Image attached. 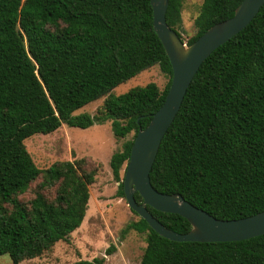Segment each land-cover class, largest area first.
Listing matches in <instances>:
<instances>
[{
  "label": "trees",
  "instance_id": "16d2710c",
  "mask_svg": "<svg viewBox=\"0 0 264 264\" xmlns=\"http://www.w3.org/2000/svg\"><path fill=\"white\" fill-rule=\"evenodd\" d=\"M183 1L169 0L167 11L168 25L182 41ZM243 1L204 0L188 45L232 18ZM156 66L169 77L164 90L150 83L114 95ZM172 79L151 0H0V256L22 264L69 243L86 219L90 187L100 171L84 158L41 169L26 141L63 125L88 129L108 122L116 139L134 134L110 163L125 197L121 172L140 129L164 105ZM103 98L96 115H75ZM151 182L220 220L264 212V6L201 66L161 144ZM136 200L143 202L139 193ZM148 209L174 232L192 229L184 217ZM139 218L122 238L133 230L146 234L141 264H264V235L179 243ZM116 250L113 245L108 252Z\"/></svg>",
  "mask_w": 264,
  "mask_h": 264
},
{
  "label": "water",
  "instance_id": "95a60500",
  "mask_svg": "<svg viewBox=\"0 0 264 264\" xmlns=\"http://www.w3.org/2000/svg\"><path fill=\"white\" fill-rule=\"evenodd\" d=\"M154 29L173 68V79L164 105L154 114L146 129H140L123 180L129 207L160 236L174 242L228 243L264 235V212L237 220H220L187 201L180 194H164L154 188L151 172L161 144L174 124L187 92L203 63L221 46L245 30L257 17L264 0H244L232 18L211 27L191 45L182 41L167 22L169 0H151ZM143 202L139 204L136 194ZM148 207L184 217L192 229L180 234L165 227Z\"/></svg>",
  "mask_w": 264,
  "mask_h": 264
},
{
  "label": "rangeland",
  "instance_id": "374dc122",
  "mask_svg": "<svg viewBox=\"0 0 264 264\" xmlns=\"http://www.w3.org/2000/svg\"><path fill=\"white\" fill-rule=\"evenodd\" d=\"M204 0H184L180 33L184 43L197 33L196 19L200 14ZM156 83L164 90L168 83L167 77L159 66L117 87L113 93L124 95L137 87ZM105 98L98 100L75 115H96L102 108ZM116 139L111 123L95 125L88 129L72 128L63 125L50 135H35L26 141V146L34 162L41 169H47L59 161H75L87 159L94 168L100 166L96 182L90 187L91 199L86 219L80 229L75 231L69 243L60 242L53 250L43 256L28 260L22 264H74L78 261H94L105 258L103 264H141L147 247L146 234L131 231L122 238V232L130 223L140 220L129 207L125 197L119 191L120 183L114 178L111 159L121 151L127 140ZM127 164L121 176L124 180ZM123 182V181H122ZM36 183L33 185V188ZM33 191V190H31ZM32 192L26 194L30 199ZM116 246L117 250L109 254V249ZM0 264H13L9 256H0Z\"/></svg>",
  "mask_w": 264,
  "mask_h": 264
}]
</instances>
